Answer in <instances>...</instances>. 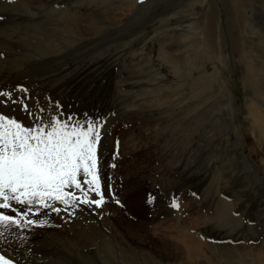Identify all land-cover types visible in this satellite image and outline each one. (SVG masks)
Instances as JSON below:
<instances>
[{
	"label": "rangeland",
	"instance_id": "obj_1",
	"mask_svg": "<svg viewBox=\"0 0 264 264\" xmlns=\"http://www.w3.org/2000/svg\"><path fill=\"white\" fill-rule=\"evenodd\" d=\"M96 1L0 0V91L27 97L32 111L44 107L46 115L104 123L98 147L104 206L80 205L72 215L42 212L32 219L46 223L24 228L23 242L7 243L8 250L21 264H223L218 256L227 264H264L247 253L264 251V164L256 148L264 140L246 112L253 95L259 100L255 88L263 89L264 73L250 80L254 86L241 80L251 76L249 68L264 69L249 61L264 58L256 53L264 40V0L248 9L245 38L228 30L231 9L212 0L222 19L219 40L227 42L224 65L208 61L209 53L194 54L190 44L201 39L191 21L198 19L181 14L191 0ZM64 11L101 12L105 23L122 17L107 32L79 39L61 28ZM158 48L175 58L192 55L199 72L167 77ZM178 78L182 87L170 88ZM220 81L229 95L217 94ZM0 114L31 124L6 97ZM240 188L244 194L234 200Z\"/></svg>",
	"mask_w": 264,
	"mask_h": 264
},
{
	"label": "snow or ice",
	"instance_id": "obj_2",
	"mask_svg": "<svg viewBox=\"0 0 264 264\" xmlns=\"http://www.w3.org/2000/svg\"><path fill=\"white\" fill-rule=\"evenodd\" d=\"M0 97L20 104L31 120L26 126L0 114V237L13 227L43 226L46 221L32 219L42 212L72 215L80 205L102 208L98 147L104 123L65 118L62 112L46 115L44 107L32 111L27 97L13 98L11 92L0 91ZM171 206L180 204L173 200ZM0 264L14 262L0 254Z\"/></svg>",
	"mask_w": 264,
	"mask_h": 264
},
{
	"label": "bare ground",
	"instance_id": "obj_3",
	"mask_svg": "<svg viewBox=\"0 0 264 264\" xmlns=\"http://www.w3.org/2000/svg\"><path fill=\"white\" fill-rule=\"evenodd\" d=\"M82 1L83 0H76V3L82 4ZM99 1L100 0H98L96 2H99ZM219 1L223 5L227 6V7L221 6L222 8L231 9V11L233 12L231 21L228 22V20H226L228 30H232V28H236V29H238L239 34L242 35V37H244L243 36L245 34L244 29L248 25V23H247V17L248 16L246 17V15L248 14V9L252 8L250 6H252V3L254 0H219ZM204 3H205V0H191L189 3L184 5V8L181 10V14L184 13L185 16H189V15L197 16L198 20H200L203 17L201 19V22H200L201 24L197 23L198 20H196V19H193L191 21V22H193L192 26L194 28H196L197 31L199 30L198 34H200L201 41H200V44L198 45L193 40V44H190V46L197 49V51H195L194 54H200L201 56H204L207 53H209L210 57L208 58V61H211L212 63H215V64H216V61H218L221 63V65H224L227 62V58H225L222 47H224L226 40H223V39L219 40V36H218L219 32H220L219 30L221 29L222 19H221L219 12L217 11L215 3L212 0L210 1V4H209V2L207 4H204ZM106 9H108V8H106ZM124 11L126 13H129V10L126 7L124 8ZM62 14L63 15H61V17H63V19L62 18L60 19V24L62 26L61 28L62 29L66 28L67 30L71 31V33L74 34V37H78L79 39H83L85 37H90V36L95 37L96 35L98 36L100 33H102V31L107 32L108 31L107 28L111 29L112 27H115L117 25V23L120 22L121 17H122V16L121 17L119 16L118 19L112 18L111 19L112 22L111 23L107 22L108 23L107 24V23L103 22L104 17L101 15V12H98L97 16H91L87 12L86 13L85 12L76 13V11H74L72 13H70L68 11L67 12L64 11ZM64 24H66V25L64 26ZM104 24H106V26ZM208 24H210V27H211L210 37H208V33H207ZM111 25H114V26H111ZM164 26H165V24H164ZM59 27H60V25H59ZM161 29H162V34H164V35L168 34L169 31L167 30V28H161ZM228 34H230V33H228ZM180 35H186V34L181 32ZM192 35H197L196 31ZM222 35H223V33H222ZM186 37H188V35ZM232 37H234V36H232ZM165 39L169 40L170 38H165ZM180 40H182V39H180ZM191 40L192 39H190V41ZM243 42L244 41L241 39V50H242L241 54H243L247 51L246 49H244ZM182 43H181V45L177 46V48L175 49V52H177L182 47ZM260 44L261 45L258 47L259 51H257L256 53L257 54H260V53L264 54V40H261ZM217 46L218 47L220 46L221 48L219 50H216ZM49 48H50V46H49ZM213 48L215 51L214 54H213ZM57 50L59 51L60 49H57ZM57 50L55 49L54 52ZM47 52H50V50ZM164 53L165 54H163L161 52L160 48H158L155 56L157 59H160L161 61H164L167 64L165 66L166 70L164 71L165 72L164 75H166L167 77L172 76L173 79L175 77H185L188 73V74H190L189 77L192 78L193 76H196L197 73L199 72V69L196 67V64H199V62L192 55H186V54H185L186 56L179 55V58L178 57L175 58L176 54L174 55L171 52L170 53L164 52ZM199 58H201V57H199ZM249 61L262 64V63H264V58L263 59H255L254 58V59H251ZM213 68L215 70H218L217 71L218 74L220 76H222V72L219 69H217L216 65H213ZM249 71L251 73V76L250 77H249V75L243 76L241 80L245 86H248V85L254 86V82L252 83L250 80L254 77L253 79H255V81L256 80L258 81V79L261 77L259 75L261 73H264V69H263L262 65H259L258 67H255V68H249ZM184 81H185L184 79L178 78L174 81V83H169V85H170L169 87L170 88L171 87L173 88L176 86L180 87L182 84H184ZM174 84L176 86H174ZM218 85H219V90L216 91L217 94L219 92H222L223 96H226V94L228 93V92L226 93V91H228V90L225 87L224 81H220V83ZM208 88H209V90L215 89L213 85H209ZM255 90L257 91V93L259 95V97H258L259 100L257 98H255V96L253 95V101H251V103L246 104V112H247L248 116L251 117L253 120V125H251L250 127L254 128V130L258 133L259 140H261V138H263V140H264V106L261 105L264 103V87H263V89H259V90H258V88L257 89L255 88ZM199 93H201V95L203 94V92H201V91H199ZM201 95H198L196 97H200ZM228 95H229V93H228ZM228 99H229V102H231V99L230 98H228ZM253 143H255V142H253ZM256 148H257V152H259V153L262 152L261 153L262 154L261 161L264 164V148H261L259 146V143H256ZM261 161H260V163H261ZM243 194H244V191L240 188L239 190L236 191V198H234V200H240V198H241V196H243ZM235 204L236 203L234 202L231 204V206H234ZM225 211H227V210L225 209ZM219 213H220V216H222V217H220L219 220H225L226 215H225L224 211L221 210ZM258 214H261V211H258L257 215ZM232 215H235L234 211H232ZM40 216H43V215H40ZM24 230L25 229H17L15 227H13L9 231L5 232L2 237H0V241H1V243H3V244H0V254L6 255V257H10L13 261L16 262V264H21L22 261L16 257V254H14L13 252L11 253L8 250L7 243H10L12 247H14V245H19V243H22L24 238H25ZM76 231L77 230H75V232ZM70 232L71 231H69L68 234H71ZM72 232L74 233L73 228H72ZM20 233H24V234H22V236H20L19 235ZM85 234H86L85 231H83L81 236H84ZM183 244L184 243H182V245ZM250 248H251V250H248L247 253L250 255L251 259H255V258H257L258 260L264 259V251H262V250L259 251L258 248H252V247H250ZM218 258H220V261L223 262V264L228 263V262L225 263L226 259H224V257L218 256Z\"/></svg>",
	"mask_w": 264,
	"mask_h": 264
}]
</instances>
